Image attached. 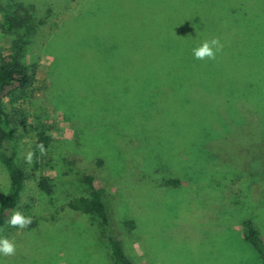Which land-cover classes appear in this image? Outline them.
Wrapping results in <instances>:
<instances>
[{"label":"rangeland","instance_id":"1","mask_svg":"<svg viewBox=\"0 0 264 264\" xmlns=\"http://www.w3.org/2000/svg\"><path fill=\"white\" fill-rule=\"evenodd\" d=\"M22 1L64 13L60 0ZM9 3L0 0V53L17 42L37 81L4 101L28 175L12 215L32 220L0 231L16 246L4 264H113L99 220L59 213L90 194L92 172L114 201L115 225L135 222L123 239L135 263L262 264L243 231L252 222L264 242V0L74 2L54 28L37 14L7 33L5 16L18 8ZM212 39L215 58L196 59ZM9 188L0 160V207Z\"/></svg>","mask_w":264,"mask_h":264},{"label":"trees","instance_id":"2","mask_svg":"<svg viewBox=\"0 0 264 264\" xmlns=\"http://www.w3.org/2000/svg\"><path fill=\"white\" fill-rule=\"evenodd\" d=\"M14 1H17L18 4L16 14L6 15L2 25L3 31L7 33L22 30L26 25H29V22L34 21L33 17L37 14L42 17L38 23L40 26L50 24L52 22L51 18L63 20L62 18L70 10L71 4L76 2L78 3L76 6H80L90 0L87 2H84V0H60L59 5L64 11L63 15L61 12L59 14L53 13L52 10H49V6H47V11L36 12L33 3L30 1L10 0L8 7ZM53 28L49 33L53 31ZM14 49L16 52L8 55L0 53V160L6 167L10 177V188L0 207V231L10 221L12 213L19 205L28 178L27 172L16 162L14 157V124L4 101L8 98L17 100L25 97L29 92L31 93L30 89L37 81V65L34 64L32 68L28 66L22 55V47L17 42L14 43ZM50 143V137L44 133L38 134V145L42 149L48 148ZM73 158L79 162L86 161L88 165L98 169L104 165L103 160H91L82 156H73ZM97 177L96 172L86 175L83 182L90 188V194L71 199L59 209V213L67 218H71V216H89L99 220V227H101L112 253L113 264H142L135 263L134 259L127 254V246L123 240L128 238L127 233L131 234L135 230V222L126 220L121 223L126 234L118 224L115 225L113 217L117 216V211L115 210L114 201L106 187L96 186ZM172 184H175V182H172ZM41 187L48 190L49 184L42 182ZM243 232L244 239L253 245L260 256L262 264H264V242L257 227L252 222H247L244 224Z\"/></svg>","mask_w":264,"mask_h":264},{"label":"clouds","instance_id":"3","mask_svg":"<svg viewBox=\"0 0 264 264\" xmlns=\"http://www.w3.org/2000/svg\"><path fill=\"white\" fill-rule=\"evenodd\" d=\"M221 45L218 39L206 40L199 47L193 49V54L196 59H214L216 53L220 50ZM12 226H19L23 229L32 223L31 217H26L20 212H15L9 221ZM15 244L7 238L0 237V264H4L3 257L15 254Z\"/></svg>","mask_w":264,"mask_h":264}]
</instances>
